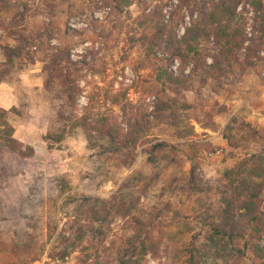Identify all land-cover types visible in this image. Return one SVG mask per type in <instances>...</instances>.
I'll return each mask as SVG.
<instances>
[{"label":"trees","instance_id":"trees-1","mask_svg":"<svg viewBox=\"0 0 264 264\" xmlns=\"http://www.w3.org/2000/svg\"><path fill=\"white\" fill-rule=\"evenodd\" d=\"M133 1L145 5L139 17V25L147 31L139 39L145 59L157 62L162 52L169 61L158 67L163 87L153 113L142 104L133 105L124 91L98 88L90 96L84 114L76 115L83 92L78 78L82 76L84 54L80 55L82 59L74 60L67 49L61 53L56 49L41 52L46 65L52 62L57 66L46 88L49 90L59 68V90L64 99L58 111L59 132L50 136L57 142L85 137L87 149L95 156H111L126 167L133 165L136 150L143 145L150 171L134 170L110 199L75 190L65 173L34 174L22 207V215L34 223L33 232L14 250H0V264H33L43 257L53 236L48 253L53 261H65L88 237L106 251L115 249L116 264H144L149 255L158 258L163 251L172 264H237L248 251L255 254L258 264H264V248L260 245L264 236V147L245 153L235 166L220 170L221 179L215 186L201 178L194 141L172 143L154 139L149 133L153 120L163 121L166 112L176 109L177 100L171 91L180 93L210 81L224 87L226 80L258 66L260 51L264 50V0H179L175 6L178 16L170 21L165 20L161 6L147 12V0H111L108 4L122 12ZM7 4L0 0V31L17 38L19 44L5 45V35H0V84L36 40L19 30L17 17L11 15ZM186 8L196 18L180 38V14ZM4 17L10 21L7 23ZM250 18L252 36L248 32ZM208 58H212L211 63ZM175 59L181 62L178 75L170 68ZM191 65L188 75L186 70ZM16 110L0 107V179L23 170L27 159L34 156L30 145L15 138L11 115ZM228 130H232L231 124ZM236 136L224 134L232 148L238 150L250 144L247 138L244 144L235 142ZM185 147L191 151L185 154L192 162L189 171L180 157ZM142 201H153L146 219L139 216ZM59 216L67 219L60 229ZM115 217L124 223L118 247L114 244L117 240L107 246L106 225ZM44 222L46 230L53 231L46 241L42 239ZM70 230L78 231L79 236L71 248L58 253L61 244L72 240Z\"/></svg>","mask_w":264,"mask_h":264},{"label":"rangeland","instance_id":"rangeland-1","mask_svg":"<svg viewBox=\"0 0 264 264\" xmlns=\"http://www.w3.org/2000/svg\"><path fill=\"white\" fill-rule=\"evenodd\" d=\"M6 1L11 6V15L17 17V21L14 20L20 24L19 30L36 39L0 84V107L17 109L11 115L16 128L15 138L34 149V156L27 159L23 170L0 179V250L11 251L33 232L34 223L22 215V207L29 195L34 174L65 173L75 190L110 199L134 170L142 168L150 171L143 145L136 150L137 158L133 165L126 167L111 156H95L94 151L87 149L85 137L65 138L57 142L50 136L59 132L58 111L64 99L59 90V68L49 90L46 88L48 77L57 66L52 62L46 65L42 61L44 55L41 51L56 49L61 53L67 49L74 60L82 59L80 55L84 54L82 76L78 78L83 89L75 110L78 116L84 114L90 96L98 92V88L124 91L133 105L142 104L148 113H153L158 103V92L163 87L158 79V67L168 65L169 61L162 52L158 53L157 62L149 63L145 59L139 40L147 32L139 25L145 5L138 2L133 1L118 12L114 5L108 4L111 0ZM178 3L179 0H147V12L161 6L165 20L170 21L178 16L175 9ZM180 15L178 36L181 38L192 25L196 14L191 15L190 9L186 8ZM252 16L253 13L249 15ZM249 23L248 32L252 36V18ZM0 35L5 34L0 31ZM3 43L16 46L19 41L5 35ZM259 56L261 60L256 68L244 75L231 77L224 87L210 81L208 85L182 89L180 93L171 91L177 100L176 109L166 112L163 121H152L149 133L154 139L172 143L189 139L197 144L196 162L204 182L218 186L220 170L235 166L245 153L258 152L264 147V50L260 51ZM0 61H3L1 54ZM208 62L211 63L212 58H208ZM48 65L49 69L46 68ZM180 66L179 59L171 62L170 68L175 75L180 73ZM192 68L193 65L189 66L186 74L189 75ZM230 124L232 130H228ZM225 133L237 135L235 142L238 143H243L247 138L250 144L236 150L224 138ZM189 152L185 147L180 154L187 171L192 165L185 156ZM152 202L142 201L141 218L148 217ZM35 207L38 208V205ZM59 220L60 229L67 219L59 216ZM123 224L120 217L112 218L107 223V246L117 240L114 244L118 247ZM42 227L45 231L42 239L46 241L53 231L46 230L47 222L42 223ZM68 233L72 240L61 244L58 253L68 246L71 248L79 236L76 230ZM89 239L85 237L82 243L79 242L77 250L61 262L53 261L48 255L53 236L43 257L33 264H116L115 249L106 251ZM260 245L264 248V236ZM89 255L91 257L87 258ZM258 263L255 254L248 251L237 264ZM144 264H172V261L163 251L158 258L149 255Z\"/></svg>","mask_w":264,"mask_h":264}]
</instances>
